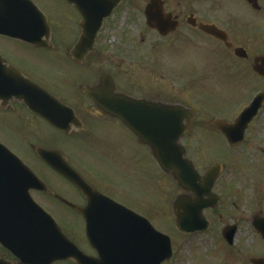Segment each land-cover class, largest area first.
Instances as JSON below:
<instances>
[{"label":"flooded vegetation","instance_id":"1","mask_svg":"<svg viewBox=\"0 0 264 264\" xmlns=\"http://www.w3.org/2000/svg\"><path fill=\"white\" fill-rule=\"evenodd\" d=\"M28 1L42 12L47 25L41 23L34 28L35 35L27 36L37 45L0 36V57L6 67L17 69L24 78L56 98L71 116H57L65 118L64 133L31 113L21 102H0V135L7 137L6 142L0 137V143L35 175L40 186L30 190L29 195L53 217L66 238L97 264L107 263L111 251L109 255L119 263L120 239L103 235L108 231L100 230L94 222L87 237L79 209L92 205L91 221L100 220L104 216L101 212L108 208L97 197L101 194L136 214L149 215V207L140 208L134 193H120L115 185L103 181L96 170L100 161L120 169L132 181L138 174L132 165L140 167L153 158L151 148L140 144L133 132L110 114L117 112L118 99L126 97L144 101L155 109L166 105L189 111H184L186 115L181 121L179 135L184 137L179 145L200 178L206 176L207 169L201 170L198 165L210 160L213 149L220 148L211 145L214 140L219 139L226 154L233 150L242 155L241 167L223 166L211 196L202 198L207 202L208 208L203 210L207 223H199V231L185 237L207 246L210 253L206 254L223 257L221 264H252L257 253L264 255V0H101V4H115L114 10L101 25L95 26L94 37L87 31L83 43L81 16L73 6L65 0H41L45 12L33 0ZM205 28L217 32V36L209 35ZM168 59L172 64L166 67L164 62ZM189 63L196 68L190 69ZM207 65L211 67L210 74ZM185 67L190 69L187 73L191 72V79L183 70ZM216 71L224 83L231 81L235 87L233 93L225 90L220 97L229 96L228 104L238 102L236 118L226 117L223 122L234 124L254 98L261 99L238 148L227 144L224 135L209 122L197 123L205 107L199 110L187 103L191 92L194 93L193 87L199 84L204 83V88H199L202 96L215 95L207 80H215ZM199 98L200 95L194 96ZM122 111L126 119L135 117L139 125L137 109L124 107ZM140 125L149 134L160 131L158 123L152 121ZM108 136L112 139L109 145ZM174 137L162 136L160 140L173 148ZM133 139L141 149L139 153L132 147ZM192 139L199 147L191 146ZM68 146L76 151L75 158L66 150ZM24 149L22 156L19 153ZM38 150L47 152L48 160L40 157ZM250 152L255 156L252 162L248 160ZM171 156L176 159L175 152ZM83 159L90 163L87 167L82 164ZM51 161L69 166L93 193H84L54 171ZM78 163L89 169L83 170ZM161 172L169 183L165 198L172 210L179 197L183 208L197 201L170 173ZM187 185L199 191L209 189L204 182ZM8 218L6 212L0 215V261L18 264L19 260L6 246V238L11 234ZM130 255L133 257L132 252ZM54 264L76 263L71 260Z\"/></svg>","mask_w":264,"mask_h":264},{"label":"water","instance_id":"2","mask_svg":"<svg viewBox=\"0 0 264 264\" xmlns=\"http://www.w3.org/2000/svg\"><path fill=\"white\" fill-rule=\"evenodd\" d=\"M66 1L69 4L71 3L82 14L84 21H87L86 23L91 22L88 19L91 15H95L97 21H102L103 17L111 14L112 11L111 7L108 8L106 5L102 7L98 0ZM22 3H24L22 0H0L1 35L25 39L27 37L25 34L31 33L30 31L25 33V28L31 26L32 28H36L39 26L40 21L42 23L39 13H36L34 17L28 13L30 8L33 10L28 4H25V15L21 16L20 12L23 11L21 7ZM21 22L25 23L24 28H22ZM30 43L36 44L33 41ZM12 99L23 102L28 110L47 120L53 127L59 130L65 129L63 120L61 121L56 117V115L63 114L65 110L62 109L56 99L50 98L42 89L20 78V75L15 71L11 69L6 70L0 60V101L7 104ZM128 103L130 105H137L133 101H126L124 104ZM139 111L143 120L153 117L152 119L155 123L156 121H163L165 136H170L178 126L176 123L172 124L170 120L177 119L180 121L183 118L181 110H177L176 108L172 110L165 108L162 111V115H155L152 112L149 114L148 110L141 108ZM114 116L127 125L124 112L116 113ZM128 122L137 138L140 139V142L152 148L153 154L162 169L169 172L173 171L174 176H176V179L180 183L183 182V179L179 177L180 173H192L193 169L186 162L182 163L185 170L181 165V170L177 171L175 169L176 165L173 166L170 158L164 155L168 149H164V146L160 145V142L156 140L157 136L142 134L146 131L144 128H136L138 121H135V117L128 120ZM216 126L222 131H226V127L222 124L217 123ZM158 137L160 136L158 135ZM24 167L14 154H11L0 144V199L4 200V205L9 209V212L11 211L13 223V233L10 237L6 238V246L9 250L14 253L21 264H51L70 258L77 260L78 264H97L72 247V245H69L66 241L67 239L64 238L61 230L56 227L54 222L46 217L39 207L33 204L31 198L28 196V190L31 188V177H28ZM213 179L215 178L213 177ZM192 191L198 195V199L208 192V190L199 191L194 188ZM205 206L206 203L203 200H199L197 204H189L183 208L182 202L177 201L175 205L177 228L184 233L196 231L198 228L194 224L203 223L201 210ZM0 207L2 206L0 205ZM181 209L183 211L179 212ZM82 215L86 217L84 211H82ZM115 215H117L115 217L116 222L110 217L105 218L104 221L107 224L113 220L117 234L121 237L126 235L128 239L121 243V246L124 247L123 249L120 245L118 246L120 247L118 251L122 258L121 262L118 263L115 258L109 255L113 252L111 251L107 254L108 262L105 264H162L171 259L172 249L168 236L166 237L155 231L145 219L130 213L126 209H121V207H119L118 214ZM106 226L107 228H111L109 224ZM131 249L136 250L137 255L135 257H131ZM254 263L264 264V261L256 260ZM0 264L3 263L0 262Z\"/></svg>","mask_w":264,"mask_h":264},{"label":"rangeland","instance_id":"3","mask_svg":"<svg viewBox=\"0 0 264 264\" xmlns=\"http://www.w3.org/2000/svg\"><path fill=\"white\" fill-rule=\"evenodd\" d=\"M33 1L45 11V4L43 5V1L41 0H33ZM177 63H179V61H177ZM164 64L166 65V67H168L172 64V61H170L169 59L165 60ZM189 64L191 66L190 69L196 68L193 63H189ZM192 64L194 65V67ZM190 69L188 67H185L183 70L185 71V73H187ZM206 70L208 74H210L212 71L209 65L206 66ZM218 73L219 71L215 72V74L217 75V77H215V80H211V82L209 81V79L207 80L208 81L207 84L210 83L209 90L214 91L215 95L210 94L207 97L202 96L199 88L203 89L204 83L199 84V86L193 87L192 89V91L194 92L193 95L192 92L190 91L191 100H189L187 103H189V105H191L192 108L199 109L200 106H198V104H200L203 108L205 107L204 112L203 110H201L204 114L198 116L197 123L201 120L203 121L209 119L213 120L216 117L225 119L226 117H231L234 114H236L238 108V102L231 101L228 104V102H226V99H228L229 96L220 97L222 91L226 90L232 93L235 91L233 82L225 81L224 83V80L221 78V76L218 77ZM190 74L191 72L187 73V75L190 76L191 79L192 75ZM228 85H230V87ZM196 95H200V98L194 99V96ZM43 127L49 133L50 130H48V128L44 124ZM114 132L117 131L114 130ZM0 137L1 140L6 142L7 137L5 134H1ZM108 138H107L108 139L107 144L109 145L112 139H110L109 136ZM212 139H215V137H213ZM189 142L191 143V146L199 147L194 139L190 140ZM211 145H213L215 149L217 148V146L220 145V148H217V150L215 151L213 149V153L209 155L210 160L202 161L201 164L198 165L199 168H201V170L207 169L209 165L214 164L218 161L223 163L226 168L228 166L227 169L233 167L234 165H235L234 167L237 166L238 168H240L239 163L242 155L237 153H231V155L229 153L226 154L227 152L226 150H224L219 139L214 140ZM132 147L136 153H139L141 150L137 146L135 139H133ZM66 150L71 153L73 158H75L76 151L74 150L73 147L68 146L66 147ZM23 153H26L25 149L19 154L23 156L25 155ZM248 156H249L248 157L249 161L252 162L255 160V156L252 152H250ZM252 156L254 157L252 158ZM81 162L85 167H87L90 164L85 159H83ZM78 165L85 171L89 169V168L88 169L85 168L80 163H78ZM132 169L133 171H135V173L138 172V174L135 180L130 181L125 177L123 171H121L120 169L115 170L113 167L112 168L109 167L106 163L99 161L98 166L96 167V170L103 178V181H105L107 184L115 185L120 193H127L125 192V190L134 193L136 195L135 198L137 199L140 208H143L144 206L149 207L150 212H148L149 216L146 215L147 219L149 218L151 224L158 231H160L165 235H169L172 241L174 258L167 264H221L223 257L220 258L217 257L216 255L206 254L205 252L210 253V251H207V246H204L203 244L199 243L198 240H193L191 238L187 239L186 237H183V235H181L176 231L171 204L168 203L167 199L165 198V192H166L165 187H167L169 183L167 178L163 176V174L161 173L160 169H158L156 163L154 162V159H149L148 161H145V163L142 164L140 167L132 165ZM240 201H242V199ZM261 256L262 255L259 253L256 254V257H261Z\"/></svg>","mask_w":264,"mask_h":264}]
</instances>
